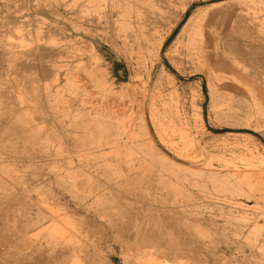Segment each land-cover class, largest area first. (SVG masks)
<instances>
[{
    "label": "rangeland",
    "instance_id": "1",
    "mask_svg": "<svg viewBox=\"0 0 264 264\" xmlns=\"http://www.w3.org/2000/svg\"><path fill=\"white\" fill-rule=\"evenodd\" d=\"M46 1L27 0L23 4L22 0H0L1 54L9 46L17 48L20 44V33L13 28L14 24L34 33L46 31L51 25L55 30L62 26L69 29L68 36L73 34L68 19L85 24L86 18L77 14L82 0H58L64 3L59 10L61 17L37 13V3ZM151 1L160 8L157 16L152 18L156 21L157 35L166 36L158 56L151 49L139 51L136 48L139 53H124L113 41H116L113 32H117V28L114 31L103 25L97 33L83 31L81 41L86 42L79 44L81 50H75L74 60H80L82 67L88 60L92 61L95 53L88 46L93 44L101 57L99 63L106 78L117 86L131 85L127 93L121 94H99V86H91L89 91H97L98 94L92 95L94 99L102 98L113 107L129 105L126 108L131 109L134 122H139L141 115L148 133L147 140L158 153L173 162H182L194 171H247L257 181L253 188L241 184V189L226 191L217 187L216 181L206 172L193 173L173 165H162L158 156L144 150L131 152L130 149H123L125 153L119 155L123 157L121 167L111 162L109 167L91 168L90 174L100 181L102 190H107L109 179H113L120 169L126 175L135 172L137 175L162 176V183L144 181L136 191L129 193L124 189L118 198L141 210L151 204L172 217H176L172 212L176 207L182 222L205 231L204 241L208 247L203 253L206 259L215 261L224 256L233 264H264V67L255 65L259 58L255 53L256 39L260 34L255 16L264 17V6L257 14L242 15L239 13L246 0ZM204 9H211L216 23L209 26L202 23V37L184 33L190 16ZM124 39L125 36L117 39L119 45ZM224 40L233 42V45L225 46ZM21 49L25 50H17ZM232 56L240 63L233 62ZM96 63L97 59L91 65ZM76 65V62L70 63L63 69L67 70L69 66L74 72ZM37 76L35 67L31 70L9 66L5 57L0 56V132L4 133L0 136V250L3 252L17 243L15 236L24 229L22 223L26 217L22 201H5L2 195L23 189L35 200L49 202L51 197H56L63 206L73 207L75 203V193L69 187L72 174L67 155L62 147L57 149L59 141L36 143L33 132L26 136L12 135L21 131L25 114H12L11 119L7 115L20 107L21 98H32L30 90L42 83L37 81ZM211 87L216 90L217 101L212 100ZM141 96L146 101L143 111L139 107V112ZM45 148L49 149L47 153ZM115 156V153L107 154L110 161L117 162ZM92 158L96 163H103L100 157ZM133 161L137 167L131 170ZM136 194L140 204L135 203ZM233 206L244 208L247 218H239L234 209L229 211ZM59 213L63 214L64 210ZM140 217L144 221L146 212ZM96 218L99 223L109 225L105 218ZM70 228H73L72 224ZM45 230L35 231L32 238L40 239L46 234ZM73 238V241L88 244L93 236ZM102 238L101 247L108 264H130L133 255L143 252L122 248L120 242L112 239L111 233L103 234ZM8 239L12 240V245L6 244ZM231 239L238 242L232 243ZM247 242H257L260 246L252 251ZM148 258L141 257V260ZM159 261L163 264H194L187 259L178 263Z\"/></svg>",
    "mask_w": 264,
    "mask_h": 264
},
{
    "label": "bare ground",
    "instance_id": "2",
    "mask_svg": "<svg viewBox=\"0 0 264 264\" xmlns=\"http://www.w3.org/2000/svg\"><path fill=\"white\" fill-rule=\"evenodd\" d=\"M22 1L23 4L27 2V0ZM63 4L58 0L37 3V13L40 11L54 17H61L59 10ZM263 6L264 0H246L239 14H257ZM78 7L81 9L77 14L83 15L86 22L80 24L77 20L68 19V27L73 34L66 35L69 29L62 26L59 30H55V26L51 25L46 31L34 33L24 31L14 24L13 28L20 33V44L17 48L9 46L3 54L0 52V56L5 57L9 66L16 68L21 66L31 70L35 67L38 72L37 81L42 82L40 83L42 86L35 85L30 90L33 92L31 99L21 98L20 107L15 112L11 110L12 113L7 115V118L11 119L18 113L25 114L21 131L11 134L26 136L33 132L36 143L48 140L59 141L57 149L62 147L64 150L67 155L68 168L72 174L70 185H67L75 193L73 194L75 198L73 207L63 206L56 197H51L52 201L49 202L35 200L27 193V190L23 189L2 195L5 201H22L26 218L22 223L24 229H21L15 236L17 243L11 246L10 250L5 252L0 250V264H108L101 247V242L104 240L102 236L108 233L112 234L114 241L120 242L122 248L129 251H143L140 255H133L130 264H163L162 261L157 262L158 260L178 263L185 259L194 264H233L224 256L215 261L206 259L203 253V250L208 247L204 241L205 231L196 230L197 227L192 224L182 222L176 207L172 210L176 217H172L151 204L141 210L140 207L122 202L118 198L124 189L131 193V190L139 189L138 186L144 181L162 183V176L137 175L134 171L126 175L120 169L113 179H109L110 185L107 190H102L100 181L90 174L91 168L109 167L111 162L121 167L123 157L119 155L125 153L123 149H130L131 152L144 150L158 156L162 165H173L184 171L192 169L182 162H173L155 150L151 141L146 138L148 133L142 123L141 115V118H138L140 123L134 122L131 118V109L126 108L129 105L124 108L113 107L102 98L96 99L98 100L96 102L93 96L98 92L89 91L91 86H99V91H101L99 94L113 95L127 93L131 85L117 86L106 78V73L101 68L103 66L99 63L101 57H98L97 49L93 44H90L88 48L93 54L95 53L92 61L95 63L97 59L98 63L95 64L97 66L91 65V59L87 61L88 63H84L83 67L80 66L82 65L80 60H74L75 50H81L79 44L86 42L81 41L84 37L81 36L83 31L86 34L97 33L103 25L113 30L117 28V32H113L116 41H113L115 46L124 53L132 55L137 49L139 51L151 49L158 56L166 36L157 35L158 29L154 26L156 21L154 22L152 18L157 16V10L160 8L151 0H82ZM202 23L208 26L216 23L211 9H204L194 14L183 32H188L190 35L195 33L202 37ZM255 25L260 27V34L256 39L258 46L256 45L255 51L259 58L255 65L264 67V44H261L264 42V17L256 15ZM122 36H125V39L123 44L119 45L117 39ZM224 43L225 46L233 45V42L228 40H224ZM18 48L25 50H17ZM232 60L239 62L234 56ZM75 62L77 68H74V72L69 66L67 70L63 69L66 65ZM211 91L212 100L217 101L214 87H211ZM141 97L142 102L138 105L139 112L143 111L146 101L143 96ZM2 135L4 133L0 132V136ZM108 145L112 147H106ZM48 150L45 148L46 153ZM106 153L117 154L115 156L117 162L110 161ZM92 157L102 158L103 163H96L95 158ZM136 167L137 164L133 161L130 169ZM192 171L193 173L206 172ZM246 172L232 173L221 169V171L210 170L206 173L213 177L217 187L226 191H235L241 189L239 186L241 184H247L250 188L255 185L257 178ZM9 190L6 189V191ZM138 197L139 195L136 194L135 203L140 204ZM231 209L238 212L239 218H247L244 208L233 206L229 208V211ZM61 210H64L63 214L59 213ZM143 212H146L147 218L141 221L140 214ZM32 215L33 218H31ZM97 216L105 218L109 225L99 223ZM70 224L73 228H70ZM39 229H46L44 231L46 234L40 239L32 238L33 233ZM96 233L101 237L97 235L96 238ZM82 235L93 236L91 243L73 241L74 236L82 238ZM231 242L238 241L231 239ZM6 244L9 246L13 242L8 239ZM247 244L252 251L260 246L257 242H247ZM141 257L149 258L142 261Z\"/></svg>",
    "mask_w": 264,
    "mask_h": 264
},
{
    "label": "crops",
    "instance_id": "3",
    "mask_svg": "<svg viewBox=\"0 0 264 264\" xmlns=\"http://www.w3.org/2000/svg\"><path fill=\"white\" fill-rule=\"evenodd\" d=\"M197 12H201V11H196V13H197ZM196 13H195V14H196ZM192 16H193V15H192ZM192 16H190V18H191ZM190 18H189V19H190ZM188 21H189V20H188ZM187 23H188V22H187ZM184 27H185V26H183V28H184Z\"/></svg>",
    "mask_w": 264,
    "mask_h": 264
}]
</instances>
